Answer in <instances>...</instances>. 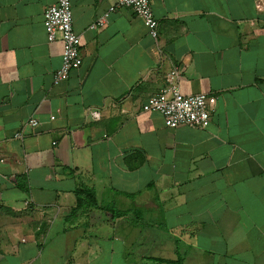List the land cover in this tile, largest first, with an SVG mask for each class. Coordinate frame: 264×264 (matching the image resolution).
Wrapping results in <instances>:
<instances>
[{
  "label": "crops",
  "instance_id": "1",
  "mask_svg": "<svg viewBox=\"0 0 264 264\" xmlns=\"http://www.w3.org/2000/svg\"><path fill=\"white\" fill-rule=\"evenodd\" d=\"M149 1L157 43L70 0L82 63L55 82L56 0H0V264H264V0ZM173 65L215 97L202 129L141 111ZM81 188L106 210L71 215Z\"/></svg>",
  "mask_w": 264,
  "mask_h": 264
},
{
  "label": "built area",
  "instance_id": "2",
  "mask_svg": "<svg viewBox=\"0 0 264 264\" xmlns=\"http://www.w3.org/2000/svg\"><path fill=\"white\" fill-rule=\"evenodd\" d=\"M119 8H128L139 17L146 26L151 39L157 43L158 22L153 15L149 0H115V3L92 23L90 29L101 28L109 13ZM43 25L48 42L57 38L61 40V63L53 73V80L55 82L65 81L69 78L71 70L77 69L82 63L80 36L73 30L70 0H56L54 4L47 6L43 13ZM182 70L179 65L171 66L165 75L164 86L147 99L141 106V111L160 114L168 128L173 129L183 125L202 129L207 124L214 108L215 97L208 93L183 95L179 88ZM85 114L91 119H99V113L93 110L86 109ZM26 124L31 128H36L39 122L34 118H29ZM22 136V132L15 135L18 139Z\"/></svg>",
  "mask_w": 264,
  "mask_h": 264
},
{
  "label": "trees",
  "instance_id": "3",
  "mask_svg": "<svg viewBox=\"0 0 264 264\" xmlns=\"http://www.w3.org/2000/svg\"><path fill=\"white\" fill-rule=\"evenodd\" d=\"M76 206L72 210L71 215H78L88 212L90 209L106 210L104 207H99L96 203L95 194L91 189L81 188L75 192ZM152 260V259H151ZM153 264H177V262H168L161 259H155Z\"/></svg>",
  "mask_w": 264,
  "mask_h": 264
}]
</instances>
